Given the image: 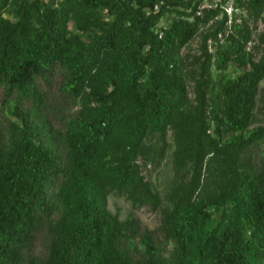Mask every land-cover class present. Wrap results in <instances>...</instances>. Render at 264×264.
Listing matches in <instances>:
<instances>
[{
	"label": "trees",
	"instance_id": "obj_1",
	"mask_svg": "<svg viewBox=\"0 0 264 264\" xmlns=\"http://www.w3.org/2000/svg\"><path fill=\"white\" fill-rule=\"evenodd\" d=\"M204 1L0 0V264H264V0Z\"/></svg>",
	"mask_w": 264,
	"mask_h": 264
},
{
	"label": "rangeland",
	"instance_id": "obj_2",
	"mask_svg": "<svg viewBox=\"0 0 264 264\" xmlns=\"http://www.w3.org/2000/svg\"><path fill=\"white\" fill-rule=\"evenodd\" d=\"M218 2H220L222 6L225 7V9L228 11L229 14H232L235 9H237L238 11L243 10L242 7L240 8L235 7L234 0H226L223 3H222V0H205L203 3V6H207V7L215 6L217 5ZM8 14H9L8 12H5V15H8ZM169 20H170V17L163 18L160 24L166 25L167 21ZM211 22L212 21H210L209 23ZM257 23H258L257 27L255 28L256 33H258L261 30H264V22L261 20H258ZM209 25L210 24L203 25L201 28V31L205 30ZM201 41H202V35H201V32H199L183 47V51H182L183 54L186 52H190L192 54L200 53ZM254 42H255L254 40L249 42L248 44L249 49L253 46ZM212 47L213 45L211 42L210 49H213ZM256 55L259 56L260 54L258 53ZM213 69H214L215 75L221 74V73L225 75H235V74L242 72V69L239 68L235 63H231L229 67L224 70L217 68L216 65H214ZM262 85H264V81ZM190 88L192 89V86H190ZM190 95L192 96L194 95V92L192 90L190 92ZM259 103H261V100L259 101ZM77 106H78L77 104L69 103V105L65 109H62V108L57 109L54 113L55 117L53 116L54 120L61 119V116H60L61 113H63L64 115L71 114L77 108ZM263 124H264V110L257 109L256 116L253 122L251 123L250 127H255V126L263 125ZM6 137H7V134L5 135L4 138L6 139ZM261 143H262L261 148L264 150V141H262ZM142 168H143L142 169L143 173L147 175V177L149 175V177L154 182L155 186L161 192H164V190L167 189L170 179L172 178L174 174V168H173V164H172L170 157L165 158L164 160H162L161 163H159L156 166H153L151 163L143 164ZM108 204H109V208L113 212L118 213L120 217L123 218V217L128 216L129 214H134L135 216L141 219L144 225H147L150 228H155V226L160 221L159 214L156 211H154L147 205L141 206L139 208H135L132 205L131 201L128 200L126 196H124L123 194L114 193V192L110 193ZM37 241L40 242L41 238H38Z\"/></svg>",
	"mask_w": 264,
	"mask_h": 264
}]
</instances>
